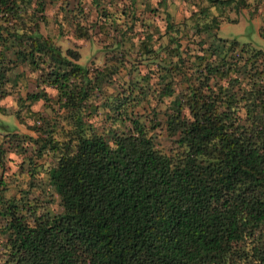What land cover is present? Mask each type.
<instances>
[{"label": "trees", "instance_id": "16d2710c", "mask_svg": "<svg viewBox=\"0 0 264 264\" xmlns=\"http://www.w3.org/2000/svg\"><path fill=\"white\" fill-rule=\"evenodd\" d=\"M137 1L0 0V98L35 133L0 138V264H264V47L218 34L245 0Z\"/></svg>", "mask_w": 264, "mask_h": 264}, {"label": "rangeland", "instance_id": "374dc122", "mask_svg": "<svg viewBox=\"0 0 264 264\" xmlns=\"http://www.w3.org/2000/svg\"><path fill=\"white\" fill-rule=\"evenodd\" d=\"M86 1L87 2L85 6L91 8L89 0ZM138 1L136 3L137 11H144L139 13V15L145 17V20L149 23L151 22L161 25L162 21L160 18L155 15L156 19L154 21L151 16V14L154 12L148 10L146 6H143V4L139 3ZM153 1L154 0H148L150 5H152ZM201 2H203V0H201ZM244 3V5H238V7L234 5L226 7L227 13L224 15V18L220 20L218 34L221 36L235 35L240 39H249L255 45L264 47V0H245ZM166 7L173 14L174 18H179L183 13H187L186 9L190 7V3L187 0H166ZM210 9L214 11V7H210ZM55 10V6L49 7L47 13L52 16ZM248 23H251L250 31L248 28ZM57 41L60 43L62 48L69 46L73 49H77L80 52L81 62L89 63L91 60L94 63H100L102 60L101 40L98 41L97 38H74L69 34H64L63 36H60ZM32 76L33 74H26L24 79L19 81L20 83L18 86L19 90H22V94L25 88H34ZM48 91L51 92L52 90L48 88ZM0 106L5 108L3 112H0V125L3 123L7 124L6 130L0 127V138L7 130L31 135L35 134L29 125L31 123L30 117L19 119L14 116L13 110L17 107L14 93L0 98ZM41 107V101H36L31 104L32 109H41ZM153 135L154 142L157 146L170 144V137L163 129H155ZM19 160H21V155H16L12 152L8 153V158H6L3 169V175L5 177H8L6 174L17 169V163ZM39 175H43V172L40 171ZM19 181L22 180L20 179ZM12 190H14L13 187H10L9 191Z\"/></svg>", "mask_w": 264, "mask_h": 264}]
</instances>
